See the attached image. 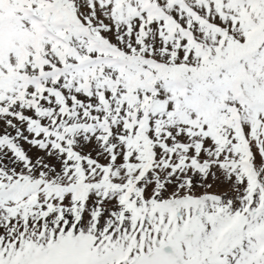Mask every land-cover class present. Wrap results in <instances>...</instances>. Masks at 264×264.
<instances>
[{"label": "snow or ice", "instance_id": "6c2138e0", "mask_svg": "<svg viewBox=\"0 0 264 264\" xmlns=\"http://www.w3.org/2000/svg\"><path fill=\"white\" fill-rule=\"evenodd\" d=\"M0 264H264V0H0Z\"/></svg>", "mask_w": 264, "mask_h": 264}]
</instances>
